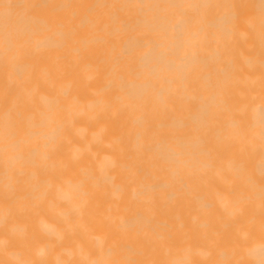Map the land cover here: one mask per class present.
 Masks as SVG:
<instances>
[{
    "label": "bare ground",
    "instance_id": "1",
    "mask_svg": "<svg viewBox=\"0 0 264 264\" xmlns=\"http://www.w3.org/2000/svg\"><path fill=\"white\" fill-rule=\"evenodd\" d=\"M0 264H264V0H0Z\"/></svg>",
    "mask_w": 264,
    "mask_h": 264
}]
</instances>
